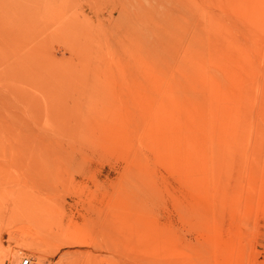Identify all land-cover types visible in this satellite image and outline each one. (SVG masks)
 <instances>
[{
	"label": "rangeland",
	"instance_id": "obj_1",
	"mask_svg": "<svg viewBox=\"0 0 264 264\" xmlns=\"http://www.w3.org/2000/svg\"><path fill=\"white\" fill-rule=\"evenodd\" d=\"M24 257L264 264V0H0V264Z\"/></svg>",
	"mask_w": 264,
	"mask_h": 264
},
{
	"label": "built area",
	"instance_id": "obj_2",
	"mask_svg": "<svg viewBox=\"0 0 264 264\" xmlns=\"http://www.w3.org/2000/svg\"><path fill=\"white\" fill-rule=\"evenodd\" d=\"M20 264H33L32 258H30V257H24L22 259V261L20 262Z\"/></svg>",
	"mask_w": 264,
	"mask_h": 264
},
{
	"label": "bare ground",
	"instance_id": "obj_3",
	"mask_svg": "<svg viewBox=\"0 0 264 264\" xmlns=\"http://www.w3.org/2000/svg\"><path fill=\"white\" fill-rule=\"evenodd\" d=\"M7 260H8V258H7ZM7 262V261H6ZM7 264V263H6Z\"/></svg>",
	"mask_w": 264,
	"mask_h": 264
}]
</instances>
